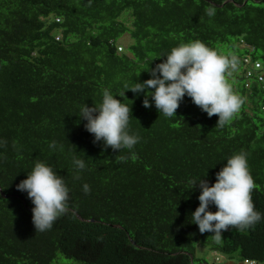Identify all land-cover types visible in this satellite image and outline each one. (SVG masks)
<instances>
[{
    "label": "trees",
    "instance_id": "trees-1",
    "mask_svg": "<svg viewBox=\"0 0 264 264\" xmlns=\"http://www.w3.org/2000/svg\"><path fill=\"white\" fill-rule=\"evenodd\" d=\"M243 2L0 0V264H207L196 255L200 235L212 251L264 263L263 84L246 87L240 69L226 73L243 103L223 126L188 96L168 117L125 90L149 78L157 56L193 40L263 69L264 0ZM123 34L132 41L121 46ZM104 90L131 109L132 148H103L84 128L81 107L99 104ZM240 152L261 219L218 239L200 233L191 223L200 191L192 183L213 182ZM37 161L69 189L65 211L44 231H35L32 202L16 188Z\"/></svg>",
    "mask_w": 264,
    "mask_h": 264
},
{
    "label": "clouds",
    "instance_id": "clouds-1",
    "mask_svg": "<svg viewBox=\"0 0 264 264\" xmlns=\"http://www.w3.org/2000/svg\"><path fill=\"white\" fill-rule=\"evenodd\" d=\"M214 13V8L206 9L208 16ZM121 50L118 47V51ZM157 57L164 58L147 68L149 78L131 87L125 86V90L144 94V107L154 105L159 113L171 117L176 115L180 102L188 96L209 117L216 114L215 125L219 126L228 123L239 110L243 100L232 91L226 80V73L237 67L235 56L220 55L202 41L193 40L174 46ZM124 95L125 92L120 94ZM130 111L127 104L104 90L101 102L82 106L79 117L85 121L84 128L93 135L94 143L100 142L103 148L110 146L119 151L121 148H132L139 139L127 131ZM49 147L55 148V141ZM73 164L77 169L85 167L82 159L74 158ZM197 184L200 189L197 196L199 204L190 216L191 223L197 225L200 233L210 232L218 239L223 231L247 228L261 219V213L254 209L251 200L255 183L245 153L229 156L215 172L213 182L200 178L192 183V188ZM16 188L26 192L32 202L31 220L35 231L51 228L66 209L69 189L63 177L45 162H35ZM83 190H89L86 183ZM210 205L215 206V211ZM219 257L216 255L214 261Z\"/></svg>",
    "mask_w": 264,
    "mask_h": 264
},
{
    "label": "rangeland",
    "instance_id": "rangeland-1",
    "mask_svg": "<svg viewBox=\"0 0 264 264\" xmlns=\"http://www.w3.org/2000/svg\"><path fill=\"white\" fill-rule=\"evenodd\" d=\"M131 41H132V39L128 34H123L119 39L121 46L127 45ZM263 66H264V63H263ZM263 73H264V68H263ZM210 208H211V210L215 211V206H211ZM203 238L205 240H208L209 236L208 235L207 236L200 235L198 237V240L196 243V255L198 257L204 258V260L207 262V264H230V261H232L233 264H250L248 262L236 261V259L231 260V259H229V256L223 254L222 252L210 250L208 248V244L204 243ZM213 240H216V237H214ZM216 255H218L220 257L217 261H214V257ZM231 256H233L235 258L237 257L235 253L232 254ZM252 264H264V263L254 262Z\"/></svg>",
    "mask_w": 264,
    "mask_h": 264
},
{
    "label": "built area",
    "instance_id": "built-area-1",
    "mask_svg": "<svg viewBox=\"0 0 264 264\" xmlns=\"http://www.w3.org/2000/svg\"><path fill=\"white\" fill-rule=\"evenodd\" d=\"M236 58L238 61L237 67L235 69H231L230 73L238 71L240 69L244 73V76L246 78V87H248L251 82L257 81L263 84L264 89V73L261 63L258 60L251 59L249 56H242ZM215 260H218V258H216Z\"/></svg>",
    "mask_w": 264,
    "mask_h": 264
},
{
    "label": "crops",
    "instance_id": "crops-1",
    "mask_svg": "<svg viewBox=\"0 0 264 264\" xmlns=\"http://www.w3.org/2000/svg\"><path fill=\"white\" fill-rule=\"evenodd\" d=\"M229 259H231V260H233V259H236V261H240V260H238V258L236 257H233V256H229ZM240 262H242V261H240ZM230 264H233V262L232 261H230Z\"/></svg>",
    "mask_w": 264,
    "mask_h": 264
},
{
    "label": "water",
    "instance_id": "water-1",
    "mask_svg": "<svg viewBox=\"0 0 264 264\" xmlns=\"http://www.w3.org/2000/svg\"><path fill=\"white\" fill-rule=\"evenodd\" d=\"M247 0H244V2L243 3H245ZM221 6V5H220Z\"/></svg>",
    "mask_w": 264,
    "mask_h": 264
}]
</instances>
